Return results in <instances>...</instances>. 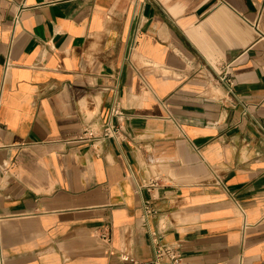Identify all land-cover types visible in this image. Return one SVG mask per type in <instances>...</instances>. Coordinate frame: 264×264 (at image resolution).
Instances as JSON below:
<instances>
[{
  "label": "crops",
  "instance_id": "1",
  "mask_svg": "<svg viewBox=\"0 0 264 264\" xmlns=\"http://www.w3.org/2000/svg\"><path fill=\"white\" fill-rule=\"evenodd\" d=\"M159 244L264 264V0H0V264Z\"/></svg>",
  "mask_w": 264,
  "mask_h": 264
},
{
  "label": "built area",
  "instance_id": "2",
  "mask_svg": "<svg viewBox=\"0 0 264 264\" xmlns=\"http://www.w3.org/2000/svg\"><path fill=\"white\" fill-rule=\"evenodd\" d=\"M19 22V18L15 20V23L17 24ZM259 21L256 22L254 25L255 29L259 32ZM11 67V62L8 59L5 66V72ZM220 84L224 85L227 88L228 95L231 97L235 94L234 88V80L230 77L228 72H223L219 78L218 81ZM117 114V112H115ZM87 134H90L92 139L95 141H104L112 138H122V128H113L109 124H106L104 128L102 129V132L100 135H96L93 132L87 131ZM217 183L221 184V180L217 178ZM122 260L128 261L130 258L129 256L122 255ZM182 263V257L179 254V252L167 245H158L156 252H155V259L151 262L144 263V264H181ZM134 264H138L134 262Z\"/></svg>",
  "mask_w": 264,
  "mask_h": 264
}]
</instances>
